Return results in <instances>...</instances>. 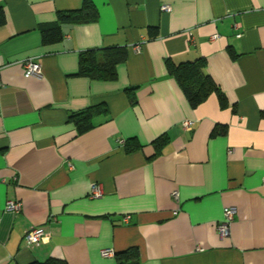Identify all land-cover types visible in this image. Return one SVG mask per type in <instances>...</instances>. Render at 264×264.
Segmentation results:
<instances>
[{
  "label": "crops",
  "instance_id": "1",
  "mask_svg": "<svg viewBox=\"0 0 264 264\" xmlns=\"http://www.w3.org/2000/svg\"><path fill=\"white\" fill-rule=\"evenodd\" d=\"M84 1L0 0V264H264V0H89L97 22H64L46 40ZM123 47L115 81L75 76L82 53ZM199 58L226 108L212 95L193 109L168 72ZM28 60L40 76H25ZM98 106L108 116L79 135L69 116ZM217 126L227 134L211 137ZM132 139L142 148L129 153ZM33 227L48 238L27 247ZM131 249L137 261L121 260Z\"/></svg>",
  "mask_w": 264,
  "mask_h": 264
},
{
  "label": "trees",
  "instance_id": "2",
  "mask_svg": "<svg viewBox=\"0 0 264 264\" xmlns=\"http://www.w3.org/2000/svg\"><path fill=\"white\" fill-rule=\"evenodd\" d=\"M99 13L95 5L85 0L81 9L71 12H59L58 21L52 25L43 28L45 39L48 41H58L62 37L61 25L64 22L72 24H89L97 22ZM6 22L5 13L0 7V27ZM129 53L126 47L123 48H105L98 50H89L80 55L79 69L75 76L89 78L93 81L111 82L117 79L118 66L125 63ZM167 69L169 74L176 79L183 93L185 94L190 106L196 109L206 102L209 97L216 95L219 98L220 105L224 109L228 106L227 99L206 71V61L199 58L195 61L183 62L175 64L167 61ZM127 94L135 103V91L127 90ZM100 116H108V109L105 106L90 107L86 110L72 113L69 121L77 127L79 135H83L95 128V119ZM264 116V113H263ZM227 134V126H217L211 133V137L224 136ZM167 138L164 136L156 140L153 144L159 155ZM142 148L141 144L136 140H129L126 144L127 152L137 151ZM123 258L133 259L137 261L138 252L131 249L120 255ZM127 261V260H126ZM32 264H68L66 261L50 258L45 262H34ZM123 264H130L125 262Z\"/></svg>",
  "mask_w": 264,
  "mask_h": 264
},
{
  "label": "built area",
  "instance_id": "3",
  "mask_svg": "<svg viewBox=\"0 0 264 264\" xmlns=\"http://www.w3.org/2000/svg\"><path fill=\"white\" fill-rule=\"evenodd\" d=\"M161 10L163 12H171L172 8L169 5H162ZM216 38V36L214 37ZM25 76L27 78L40 76L41 75V65L34 62L33 60H28L23 64ZM184 129L187 131L193 130V124L190 121H185L183 123ZM104 195V190L101 185L94 184L91 191V197L94 199H99ZM173 198L178 199V192H173ZM8 212H18L22 209V204L15 201H9L7 204ZM176 214V212H175ZM237 210L235 207H228L224 211V220L218 226V232L222 238L230 235V227L235 219ZM48 238V233L44 228L33 227L29 230L25 237V243L27 247H38L41 246ZM101 255L105 258H110L115 255V252L111 249H105L101 251Z\"/></svg>",
  "mask_w": 264,
  "mask_h": 264
}]
</instances>
